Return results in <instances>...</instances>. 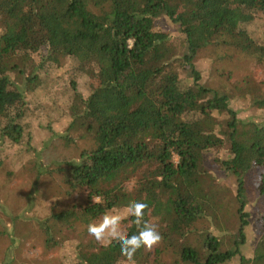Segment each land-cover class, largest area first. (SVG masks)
Wrapping results in <instances>:
<instances>
[{
  "label": "trees",
  "instance_id": "16d2710c",
  "mask_svg": "<svg viewBox=\"0 0 264 264\" xmlns=\"http://www.w3.org/2000/svg\"><path fill=\"white\" fill-rule=\"evenodd\" d=\"M193 2L0 0V158L62 165L87 191L39 222L45 245L64 248L59 264H120L117 242L91 237L77 253L68 232L77 213L126 217L132 201L162 236L135 264H264V0ZM209 44L260 70L206 84L196 59ZM49 142L56 155L42 159Z\"/></svg>",
  "mask_w": 264,
  "mask_h": 264
},
{
  "label": "rangeland",
  "instance_id": "374dc122",
  "mask_svg": "<svg viewBox=\"0 0 264 264\" xmlns=\"http://www.w3.org/2000/svg\"><path fill=\"white\" fill-rule=\"evenodd\" d=\"M168 1L183 13L189 12L194 6L193 0ZM161 24L166 31L177 32V27L167 18H162ZM196 64L206 84L212 83L220 72L230 73V78H241L247 73L256 76L260 70L253 60L224 44L203 46L198 53ZM182 74L188 75V71ZM219 78L222 79V76ZM240 139L248 148L249 136ZM52 148L53 144L49 142L43 151L42 159L49 152L52 156L56 155L58 149L51 150ZM246 148L244 153L248 157ZM36 162L34 156L21 160L0 158V264H59L64 248L45 245V235L39 222L48 217L53 208L64 207L66 203L78 206L87 200L85 188L72 187L66 182V167L53 165V169L45 172L39 170ZM247 176L253 182L256 179L255 185L260 184L256 173ZM253 188L254 186L251 187L252 190ZM251 199L256 198L251 195ZM255 202H248L246 207L254 211ZM101 218L83 219L82 215L75 214L73 228L68 232L69 241L71 242V237L72 242L67 248L82 253L81 250L85 248L83 244L91 238L87 232L88 225L98 224ZM194 226L198 230L199 239H202L209 229L208 221L203 218L195 220ZM125 227L126 223L121 221L122 232H125ZM254 239L251 238L250 245L255 243ZM62 260L67 261L64 258ZM85 261L96 264L91 258L85 257Z\"/></svg>",
  "mask_w": 264,
  "mask_h": 264
},
{
  "label": "clouds",
  "instance_id": "9594fccd",
  "mask_svg": "<svg viewBox=\"0 0 264 264\" xmlns=\"http://www.w3.org/2000/svg\"><path fill=\"white\" fill-rule=\"evenodd\" d=\"M146 208H148L147 203L137 201H132L126 206V217H132V223L137 226L135 234L129 236L121 231V221L126 217L118 214H105L98 224H89L87 232L102 246H108L113 241L117 242L120 246V254L124 258L120 264H135L134 256L139 249L151 251L162 239L157 225L145 220Z\"/></svg>",
  "mask_w": 264,
  "mask_h": 264
}]
</instances>
